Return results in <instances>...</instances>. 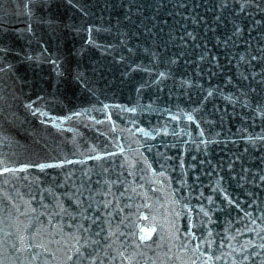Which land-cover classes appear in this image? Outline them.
I'll use <instances>...</instances> for the list:
<instances>
[{"label":"snow or ice","instance_id":"6c2138e0","mask_svg":"<svg viewBox=\"0 0 264 264\" xmlns=\"http://www.w3.org/2000/svg\"><path fill=\"white\" fill-rule=\"evenodd\" d=\"M30 2V0H29ZM227 3V0H225ZM261 4H264V0H261L260 4H255V7L264 12V8H261ZM79 7V5H76ZM248 6L247 0H245L244 6H239L240 11L244 10V7ZM27 7V6H26ZM27 14L29 16L32 15V10L29 7L27 10ZM219 19V17H217ZM255 23L264 24V21H258ZM255 23L253 27H255ZM93 26L89 25L86 31L88 32L89 42L95 43L92 37ZM249 28L247 31H251ZM31 31V28H29ZM245 29L242 25H237L235 31L233 32V36L238 33L244 32ZM193 39L195 37L193 36ZM219 40V38H217ZM228 40L225 39L223 43L225 45L228 44ZM7 52V49H0ZM2 59V58H0ZM123 59V57H121ZM201 60L204 59L202 56ZM255 59H259V57H255ZM240 60L245 61V63H249L247 56L241 55ZM219 63V61H215ZM6 67L8 69L12 68L11 64H7ZM3 71V69H0ZM161 76L165 75L164 73H160ZM252 76L259 75L260 76V84L264 85V69L261 70V73L257 74L255 72L251 73ZM227 79L229 81L232 80V76H228ZM189 84L191 81L188 82ZM243 92V89H240ZM250 91L255 92V89H250ZM261 93L264 94V87L261 88ZM211 95V92H209ZM229 99H233L232 96H229ZM249 102V97L244 95V103ZM28 106L33 108L36 113H40L42 111L41 108H36L34 102L29 101ZM104 107H107L105 105ZM257 114L264 118V103L255 105ZM134 110V109H132ZM43 113L45 115H51L47 109H43ZM71 115H79V113H71ZM188 118L190 120L195 119L191 114H189ZM68 116L58 117L57 120L64 121L68 120ZM94 119V118H93ZM57 120L48 121L45 120L44 123L55 124L57 128H62L63 125L57 123ZM141 131L145 133V135H151L146 129L141 128ZM8 137H5L4 140H0V144H3ZM249 141L252 142L253 145L256 144L257 137L249 135L247 137ZM260 140H264V136L259 137ZM95 148V145L92 146ZM121 152L124 151L123 148L119 149ZM100 155H112L111 153H101ZM99 158V157H97ZM239 159V157H237ZM0 162H4L3 166H0V172L3 173H19L21 170H27L32 167H36L39 169H46L49 167L47 163H37L35 165L22 163L19 165H13L12 167L7 166L6 158L0 155ZM148 163L149 167H151V162L145 161ZM57 165H63L65 163H70L67 160H58ZM232 167L231 164L228 165ZM153 173H155V169H152ZM257 172L260 173L261 170L257 169ZM161 175H167L166 173H162ZM259 181L264 182V174H260L258 177ZM36 179H39L37 177ZM222 179V178H221ZM247 179V176L244 177ZM110 183L111 182H107ZM115 183H122L121 181H115ZM183 183V181H181ZM137 187H142L141 185H137ZM47 191H53L51 188L47 189ZM175 191V190H173ZM59 195V194H57ZM74 200L76 205H81L83 202L81 200L82 194L77 193H68ZM105 195H110V193H105ZM121 195H128V193H121ZM144 195L147 196V189L144 190ZM251 195V194H250ZM224 196L232 203L236 204V201L232 199V197L228 194V192H224ZM89 198H91L89 196ZM11 201V204L15 206L14 208L9 209L4 215L0 216V223L4 221H10V223L5 224L4 228H0V264H134L137 258L142 260V264H158L156 259H152L151 261L145 257L144 250L152 249L153 247L159 249L164 246V244H168L171 249H175L172 252H162L161 255L168 256L172 255L173 257L177 256V253L181 254L180 259L174 262L168 261H160L159 264H214L216 257L212 252L208 251L206 248H202L200 242L197 240L195 243L192 239H186L189 236L196 237V232L191 231H183L181 232L178 225L179 220L177 219L176 224H172L169 222L165 227L168 229V239L166 240L163 230H161L159 234V242L154 241L152 239L153 233L157 232L156 227V217L155 213L151 215L148 212L139 211V206L137 207V213H128L125 214L124 219L121 220L116 226L115 230L112 226V221L109 219L107 221L108 227H99L98 235L106 236L107 242L102 239H96L93 233V226L96 225L97 221L101 219V217L94 215L91 218V221L87 224L84 222H77L73 224L71 220H63V217L66 215H71L73 217H81L82 221L86 220V213L88 211V207H83L80 211H75L71 209L70 205H67L63 202V200H58L56 206L59 208V212L57 213V217H54L51 213H49L46 217L47 223L45 224L41 221V216L44 215L43 208L40 209V214L36 216H27L26 213H35L37 212L36 206L33 205V201L37 199V197H31L28 200H25L24 203L28 205L27 208L21 212L19 206L16 205V201L12 199L11 196L8 197ZM40 200H44L45 197L43 195L39 196ZM115 197H113V200ZM212 197H208V202H212ZM106 204H111L112 201H105ZM256 203V201H254ZM0 204H3L0 201ZM127 206V205H126ZM125 206V207H126ZM151 201L149 204L144 205L143 207L148 208L151 207ZM47 207H51L47 205ZM96 207H100L99 204ZM185 207H190L185 205ZM199 207L203 208V205H199ZM4 209H8V205H3V208H0V211ZM116 209H120L123 211V208L116 204L113 207L112 212H105V216L111 217ZM207 211V210H205ZM210 214V213H209ZM135 216V225L138 229L136 233L125 232L122 235L124 239H121L117 236V232L120 231V225L125 222L128 223V226L131 227L133 221L129 219V216ZM251 216V213L248 214ZM21 216H24V219H21ZM140 216L144 217V221L140 220ZM176 217L180 216V213H175ZM260 217L264 218V211L260 212ZM55 223L56 227L53 229L51 226ZM62 223H66L72 226V232H66L65 229L61 226ZM203 223V221H201ZM253 223H256L254 220ZM195 227V225H193ZM261 228L264 229V222L261 223ZM227 231V229H225ZM238 234H239V230ZM245 231H252V229H245ZM231 235V234H230ZM135 236L137 239H128V237ZM211 236V233H209ZM259 237V234H258ZM235 240V237H232ZM127 240V247H124L125 241ZM260 242L257 244L256 240H252L251 238H247L244 241L243 246H237L236 251L241 254L239 260L233 257L231 252L228 253V256L232 257V264H264V237H259ZM71 241V243L69 242ZM141 242H146L141 245ZM215 243L214 241H206ZM133 245L136 247L134 248ZM224 241H220V246L223 247ZM256 246L253 248V246ZM229 248L232 247L231 244L228 245ZM99 249V250H97ZM114 252V255L111 253ZM130 253V254H129ZM223 256V253H221ZM186 257V259H185Z\"/></svg>","mask_w":264,"mask_h":264}]
</instances>
